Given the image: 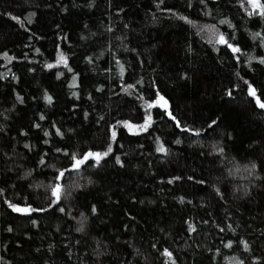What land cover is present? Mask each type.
Listing matches in <instances>:
<instances>
[{"label": "trees", "instance_id": "16d2710c", "mask_svg": "<svg viewBox=\"0 0 264 264\" xmlns=\"http://www.w3.org/2000/svg\"><path fill=\"white\" fill-rule=\"evenodd\" d=\"M259 13L0 0V264H264Z\"/></svg>", "mask_w": 264, "mask_h": 264}, {"label": "snow or ice", "instance_id": "6c2138e0", "mask_svg": "<svg viewBox=\"0 0 264 264\" xmlns=\"http://www.w3.org/2000/svg\"><path fill=\"white\" fill-rule=\"evenodd\" d=\"M247 2H248L249 4H251V6H252L254 9H255V8H259V9H260V13H259V14L262 15V16H264V5H261V4L259 3V0H247ZM13 18L15 19V17H13ZM221 23H226V21H221ZM208 31H209V33L211 34V37L213 38V39H210V42H213V40H214L215 43H227V41L225 40L224 36H223L222 34H219V33L217 32V30L215 29V26L208 28ZM256 35H259V34L257 33ZM228 46H229V47H232L231 44H229ZM233 51H234V52H238L239 49H238V48H233ZM261 62L264 63V61H261ZM57 63H63L65 66H67V59H66V57L63 55V53L60 54V57H59ZM47 67L52 68V67H54V65L49 64V65H47ZM122 73H123V68H121V74H122ZM73 86H75V81H74ZM129 87H131V86H129ZM250 94L253 95V96L256 95L255 90L252 89L251 86H250ZM73 95H76V94L73 93ZM44 99H45L49 104L52 103V97H51V96L45 94ZM160 99H163V98L160 97ZM258 102H259V101H258ZM165 103H166V102H165ZM259 106H260L261 108H264V103L259 104ZM148 107L151 108V107H153V105H152V104H149ZM40 119L43 120L44 117L41 116ZM150 122H151V117L149 116L148 119L146 120V124L143 125V126H140V130H141V131L146 130V127H147L148 124H150ZM124 123H125V126H126V127H129L130 129L133 127L132 125L127 124V122H124ZM213 123H215V121H213ZM37 127H39V125H37ZM57 133L60 134V133H59V130H57ZM45 135H48V133H45ZM114 137H115V132H113V138H114ZM157 151H159V152H165L166 149L164 148L163 145H159V146L157 147ZM108 152H111V147H109ZM107 154H108V153L106 152V153H104L103 155H107ZM88 155H93V154H92V153H89ZM95 156H96L97 158H99V157L101 156V154H100V153H96ZM86 158H87V157H85V159H86ZM41 162H43V161H41ZM117 162H119V158H117ZM82 163H83V160H77V161H76V165H75V167H79V165L82 164ZM60 175L63 176V173H61ZM14 210L19 211L20 209H14ZM94 210H95V209H93V211H94ZM165 254L168 255L169 257L171 256V253H168L167 250L165 251Z\"/></svg>", "mask_w": 264, "mask_h": 264}, {"label": "water", "instance_id": "95a60500", "mask_svg": "<svg viewBox=\"0 0 264 264\" xmlns=\"http://www.w3.org/2000/svg\"><path fill=\"white\" fill-rule=\"evenodd\" d=\"M261 104V103H260ZM165 108H167V106H164ZM260 107V106H259Z\"/></svg>", "mask_w": 264, "mask_h": 264}]
</instances>
